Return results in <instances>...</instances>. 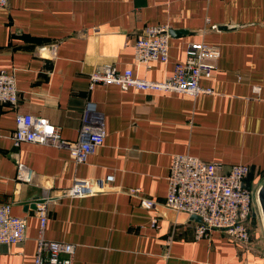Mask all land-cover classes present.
Instances as JSON below:
<instances>
[{
    "label": "crops",
    "instance_id": "1",
    "mask_svg": "<svg viewBox=\"0 0 264 264\" xmlns=\"http://www.w3.org/2000/svg\"><path fill=\"white\" fill-rule=\"evenodd\" d=\"M219 25L239 27L211 30ZM147 26L170 33L168 62L149 69L134 59ZM192 42L220 50L211 76L199 80L211 94L87 89L90 72L106 64L161 81ZM0 71L14 75L18 90L14 107L0 105V204L27 219L22 243L0 245V264L34 263L39 219L23 203L41 196L50 198L43 237L73 244L74 264H264L263 218L256 230L251 220L241 245L218 231L197 238V222L164 205L174 155L248 166L253 192L264 183V0H9L0 9ZM87 102L103 116L105 138L83 164L64 148L13 144L18 114L46 119L75 141ZM19 165L33 172L30 182L17 181ZM108 176L105 192L62 196L75 179ZM141 198L156 205L146 209Z\"/></svg>",
    "mask_w": 264,
    "mask_h": 264
},
{
    "label": "built area",
    "instance_id": "2",
    "mask_svg": "<svg viewBox=\"0 0 264 264\" xmlns=\"http://www.w3.org/2000/svg\"><path fill=\"white\" fill-rule=\"evenodd\" d=\"M9 0H0V9ZM172 1V0H166ZM180 1V0H177ZM208 22V20H207ZM214 28V27H212ZM167 26H147L138 35L134 45V59L137 65L151 68L153 63H167L169 60V34ZM55 56V52H51ZM220 57L218 46L205 42H192L186 48V60L174 64L172 74L161 81L138 78L130 69L119 71L112 64L94 69L88 76L87 89L97 86L114 85L122 91L133 89L144 92L181 93L196 97L211 94L210 89L199 85L201 78H209ZM258 94L259 87L253 89ZM18 101V90L14 75L0 71V105L14 107ZM105 127L103 116L93 102H87L83 109L78 138L67 141L62 138L60 129L48 120L29 114H18L12 141L15 146L23 143L50 145L68 150L75 165L83 164L94 150L103 145ZM250 169L237 164L225 168L221 163L206 162L191 155H174L167 179L166 208L196 215L201 223L196 225V237H206L212 231L223 232L234 242L247 245L251 234L249 225L254 216L253 208L258 205L257 193L246 185ZM33 172L19 165L16 179L27 183ZM113 176L104 180L75 179L73 185L62 192V196L83 198L108 190ZM136 195L140 190H133ZM46 202L49 197H43ZM45 202V203H46ZM37 206L39 233L37 250L33 264H74L75 246L64 242H54L43 237L46 225V205ZM140 204L151 209L156 202L141 198ZM11 204H0V245L20 244L25 239L27 219L11 213ZM259 208V206H258ZM153 225L156 219H153Z\"/></svg>",
    "mask_w": 264,
    "mask_h": 264
},
{
    "label": "water",
    "instance_id": "3",
    "mask_svg": "<svg viewBox=\"0 0 264 264\" xmlns=\"http://www.w3.org/2000/svg\"><path fill=\"white\" fill-rule=\"evenodd\" d=\"M239 26L236 25H219V26H214V28H211V30H216L218 32H225V31H231L235 30ZM168 34L169 31H168ZM46 200L41 196V197H34L31 201L23 203L24 210H37V206L40 204H44ZM257 202L260 210V215L264 220V183L260 186L258 193H257ZM191 219H193L197 223H201V220L198 216L196 215H191Z\"/></svg>",
    "mask_w": 264,
    "mask_h": 264
},
{
    "label": "rangeland",
    "instance_id": "4",
    "mask_svg": "<svg viewBox=\"0 0 264 264\" xmlns=\"http://www.w3.org/2000/svg\"><path fill=\"white\" fill-rule=\"evenodd\" d=\"M253 213H254V216H253V218H252V220H253V222H252V225H253V229H258L259 227H261V225H262V222H261V220H262V217H261V215H260V210H259V208L257 209V205H256V203H255V206H254V208H253ZM264 221V220H263Z\"/></svg>",
    "mask_w": 264,
    "mask_h": 264
}]
</instances>
